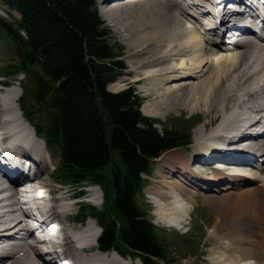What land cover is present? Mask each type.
I'll use <instances>...</instances> for the list:
<instances>
[{
    "label": "bare ground",
    "instance_id": "6f19581e",
    "mask_svg": "<svg viewBox=\"0 0 264 264\" xmlns=\"http://www.w3.org/2000/svg\"><path fill=\"white\" fill-rule=\"evenodd\" d=\"M198 1L204 0H190L186 3L185 0L183 3L177 0H100L99 4L104 20L110 22L112 26L121 23L125 36L128 35L125 38L133 39L134 52L131 62L134 67L131 70L134 75L142 76V79L136 78V80H150L155 87L154 91L144 96L161 95L167 89L166 83L184 80L188 84L186 89L189 92L186 103L182 101L186 91L181 90L178 93L177 89L176 94L170 93L169 96L160 98V102L155 101L157 108L159 110L169 109L172 106L180 108L182 103L183 107L188 108V111L192 113L201 111L211 115L210 120L204 122L194 132V140L190 145L191 152L183 154L184 157L192 154L190 161L187 160L178 168L172 167L166 173H161V166L164 167L167 162H160L163 164L158 166L156 171V177L160 179L153 180L155 186L152 184L151 191L147 193L158 197L163 202L156 211L155 222L161 221L166 226L181 227L189 217V205L197 191L191 185L195 186L199 181L203 182V186L200 184L196 186L202 190L228 191L225 193L227 195L212 199L213 205H216L219 211L226 212L231 207L232 204L228 203L227 208L228 204L224 201L235 191L237 201L230 209L229 219L222 225H216L208 233L207 242L216 249V252L209 250L204 259L208 264H210L208 258L215 264H241L246 261L264 264V174L261 172L264 169V42H238L234 46L240 48V51H236L238 53L235 55H229L231 60L228 61L227 57L219 58L212 65L209 64L204 52L199 56L186 58L185 54L188 52L193 54L200 51L203 41L206 45H210V42L200 36L199 31L193 30L189 34L186 29L188 28L187 13L193 10V7H198ZM105 3H107L106 6H110H104ZM234 11L231 9L226 17L230 13H235ZM213 32L215 33L214 29ZM214 41L218 44L217 39L213 40V43ZM229 49L227 46L221 47L224 52ZM206 52L210 56L216 54L212 48ZM175 58L182 61L169 64V61H174ZM205 71L208 72L206 76ZM14 92L16 96L13 102L18 110L17 115L12 112L11 103L6 96L0 95V146L9 145L8 142L12 141L13 147L20 153L34 152L40 159L43 171L42 174L34 173L15 179L14 183L17 184L13 185L12 182H5L6 175L0 171V194H4L5 201L10 202L8 204L12 206L15 203V185L27 184L29 192L44 209L50 225V235L60 240L61 245L65 246V252L56 253L45 262L38 253L32 256V248L23 239L16 243L9 242L13 238L3 237L2 233L7 232L6 235H9V231L18 225L15 224L17 218L13 214H8L10 210H2L5 203H2L0 198V243H2L0 264L5 261H10V264H15L17 261H22L21 264H58L59 262L61 264H98L99 262L121 264L109 253H104L106 259L98 257V253L94 251L96 247L91 244V237L77 230L78 227L73 225L75 223L70 225L69 222L75 220L73 217L68 219L72 205L59 200L64 202L78 192L74 188L64 191L62 184L56 185L52 183V180L48 182L45 179L52 174L53 168L48 162L50 158L45 155L46 146L42 140H38L40 149H33V145L24 140L18 132L16 120H22V124L26 120L18 100L21 93L16 89ZM141 110L146 116H154L153 110L149 108L145 107ZM249 113L254 115L255 120L244 128H240L239 124L248 118ZM33 135L37 137L35 133ZM177 153H170L164 160L169 159L167 161L171 163L170 160L178 156L179 153ZM245 155L259 157L254 159L256 164L252 163L256 166V170L249 169L247 166L228 164L230 168L236 170L229 172L225 170L227 167L221 169L223 165L219 163L208 173L209 176L198 177L195 169L190 168L191 162H202V160L207 162L210 157L240 162L247 160ZM225 181L227 184L221 186V183ZM58 189L62 192L52 199L51 193ZM24 192L26 191H22ZM43 193H48L49 196ZM171 193L178 194L176 201ZM203 196L207 199L215 195L203 194ZM181 203L184 205L182 206ZM225 208H227L226 211ZM249 213L252 215V221L248 227V223L244 222L243 218H248ZM225 218V215L217 217L220 221H224ZM54 220L63 226L60 230L53 227ZM76 243H79L80 247H75ZM19 245L25 246L19 248ZM203 251L205 250L201 253ZM190 263L189 259L185 262V264ZM192 263L195 264V259H192Z\"/></svg>",
    "mask_w": 264,
    "mask_h": 264
},
{
    "label": "trees",
    "instance_id": "16d2710c",
    "mask_svg": "<svg viewBox=\"0 0 264 264\" xmlns=\"http://www.w3.org/2000/svg\"><path fill=\"white\" fill-rule=\"evenodd\" d=\"M19 20L0 16V37L15 50L19 70L34 79L43 111L47 143L60 150V166L75 183L107 184L106 208L97 213L100 246L122 245L150 258H164L165 247L136 203L150 160L185 145L188 132L165 129L143 116L131 89L106 91L122 75V48L109 43L94 0H0ZM112 39V38H111ZM9 71V70H8ZM104 173H107L104 176ZM111 210L110 215L108 211ZM118 222L120 225H118Z\"/></svg>",
    "mask_w": 264,
    "mask_h": 264
},
{
    "label": "rangeland",
    "instance_id": "374dc122",
    "mask_svg": "<svg viewBox=\"0 0 264 264\" xmlns=\"http://www.w3.org/2000/svg\"><path fill=\"white\" fill-rule=\"evenodd\" d=\"M98 1H96V7L98 10V14L101 18V20H103V26L110 32V38L109 39V43H111L112 45H119L123 48V62L125 64V70L123 75L117 79L115 82L111 83L110 85L107 86L108 90L111 92H119L123 89H127L129 86H131L133 89V92L136 93L138 95L139 98L142 99V105L140 107V111L142 113V108H149L151 110H153L154 116H150L151 118L157 119L160 122V125L158 126L159 130H164V128L166 127H170L173 130H175L176 132L182 133L184 132V130H186L187 128H191L189 133L191 135L190 139L188 141L191 140V144L193 143V136H194V132L196 131V129L200 126L203 125L204 122H207L208 120H210L211 115L209 114H205L204 112L202 113L201 111L192 113L190 111H188V108L183 107L182 103L180 104L181 107L180 108H174V106H172L169 109H158L157 108V104L160 98H165V96H169L170 93H174L176 94V90L178 89V93L181 90H185L186 93L182 96V101L186 103V96L189 93L188 90L186 89V87L188 86V84L186 82H184V80L181 81H172V82H168L165 84V87H167V89L160 95H152V96H144L145 94L154 91L155 87L153 86L152 81H147V80H136V78L142 79V76H136V74L134 75V73L132 72V68L133 63L131 62L133 60V39H126L125 37H128V35L125 36V32H123V29L121 27V23L119 25H114L112 26L110 24V22L104 20V17L101 15V7L98 4ZM112 3H116V2H112ZM110 3V4H112ZM107 3L104 4V6H106ZM106 7H109L108 5ZM0 15H6L7 18H9L10 16L13 18H18L17 13L15 12H8L6 11V9L2 6H0ZM178 15V14H177ZM188 33L191 34L193 32V30H188V28H186ZM112 38V39H111ZM206 49V50H205ZM203 48L202 43H201V49L200 51L194 52L192 53H187L185 54V57H193L194 55L199 56L201 54H203V52L207 55V58L209 60V64H214V62H216L219 58L222 59L223 57H227V60H231V58H229V55H235L237 54L236 51H234L233 53H226L224 54L223 52H218V49L215 48V52L216 54L210 56L207 54L206 51L207 48ZM136 50V49H135ZM220 53V54H219ZM198 54V55H197ZM13 58V51L10 48H7V46L3 45V42L0 40V66H4V64H9L10 60ZM182 60H178V58H175L174 61H169V64H173L175 62H180ZM206 69V67H205ZM131 72V73H130ZM143 72V71H142ZM204 74V73H203ZM202 74V75H203ZM208 75V72L205 71V76ZM135 78V80H134ZM14 81L12 82V84H14L16 86V90H18V92H21V88L22 86H25V94H24V100L25 103L30 107L35 109V103L32 99V95L34 94V89L32 90L31 87V81L34 79L33 78H23L21 75H16L13 77ZM178 79V78H176ZM198 78H196L197 80ZM133 81H141L138 85H135L133 83ZM189 81H192L189 79ZM174 89V91H173ZM171 90V91H169ZM169 91V92H167ZM173 94V95H174ZM152 99V100H150ZM19 100V99H18ZM156 101V103H154ZM18 102V101H17ZM177 109V110H176ZM15 111L17 112V109H15ZM145 115V114H144ZM32 118L34 119V121H39L41 123H43V115L42 112H38L35 111L32 113ZM190 125V126H189ZM214 127V125L212 126ZM210 127V128H212ZM163 128V129H162ZM209 128V129H210ZM208 129V128H207ZM190 144V145H191ZM190 145L184 148H175L172 149L168 152H166L163 156H161L160 158L156 159L153 162V170L150 174V176H147V183H146V187L145 188H149L144 191H142V194L140 196V198H138V201L144 205L148 210V218L151 221V223L157 228V233L158 236H162L165 239V241L168 243L169 247H170V251L172 252V255L170 256V258H172L173 260H175L174 264H185V262L189 259L191 261L190 264L192 263V258H196L195 263L196 264H207V262L204 260V254L205 257L206 255L209 253V250H212L214 252H216L215 248H212L207 240H208V233L209 231L215 227L218 224H223L226 220L229 219L231 212L230 209L233 206V204L237 201V197L236 194L237 192H232L231 196H229L226 201L227 204H232L231 207L226 211V209L229 207V204L227 205V208H225L226 212L223 211H219L216 207V205H213L212 203V199L213 198H218L224 195H227L225 193H227L228 191H224V190H220L218 192H208L205 190H202L201 188L197 187V184H200L201 186H203V183L199 181V183H197L195 186L191 185V187L196 188L197 191L196 193L193 195L194 200L191 201V205H189V217L185 220V227L176 230V229H172L171 227H175V226H167L164 229V226L161 224H155L154 221L156 219V217L154 216V214L152 213L153 210V206L152 204L148 201L147 198V193H149L151 191V186H155V184L153 183V180H159L156 177V171L158 170V166L160 167V162H167L165 164L164 167L161 166V173H166L168 171L171 170L172 167H180L183 166L185 164V162L188 160L190 161L192 159V154L184 157L183 154L186 153H190L191 152V148ZM185 150L186 152L184 153L181 150ZM179 154H178V153ZM183 152V153H180ZM173 154V153H177L178 156H175L173 159H171V163L166 159L164 160V158H166L169 154ZM53 159L56 162L57 161V157L55 155V153H53ZM197 155V154H194ZM171 158V157H170ZM160 160V161H159ZM213 162H209V164H204L200 161H195V162H191V169H195V172L198 174V177H204V176H208L207 174L212 171L213 169ZM264 168V166H263ZM207 169V170H206ZM255 169V168H254ZM209 170V171H208ZM264 174V169L261 171ZM107 173H104V176H106ZM54 177V176H53ZM51 177V175H49V177H45V179H47V181L49 182L50 180H52L53 184L57 185V182H55L56 180ZM61 181V180H59ZM63 182V180H62ZM153 184V185H152ZM226 184V182L222 183L221 186H224ZM68 188H73L72 186H67L66 189ZM260 189V188H259ZM59 192V189L55 192L51 193V197L52 199L57 196V193ZM231 192V191H230ZM241 192V190H240ZM239 192V193H240ZM199 193V194H198ZM46 196H49L48 193H43ZM100 194V192H99ZM203 194H212L215 195L212 198H207L205 199ZM71 198V197H70ZM178 199V197H174V201H176ZM84 201H88V200H84ZM179 201V200H178ZM10 203V202H8ZM182 204V203H181ZM184 204H182L183 206ZM9 206H11V204H9ZM101 204H98L96 206V208H100ZM225 215L226 218L224 221H220L219 219H217L218 216H223ZM9 217V215H7ZM73 216L69 215L68 219H71ZM74 219V217H73ZM220 222H219V221ZM244 222L248 223V227L252 221V215L249 213V217L243 218ZM70 225L72 222H69ZM157 223H162L161 221H157ZM183 225V224H182ZM171 228V229H170ZM176 228V227H175ZM180 228V227H177ZM184 230H186V232L182 233ZM249 231L251 232L250 228ZM260 237V236H259ZM211 241V240H209ZM262 242V240H261ZM21 248L22 246L25 245H19ZM204 247H208L207 250L203 248ZM215 247V246H214ZM30 248V247H29ZM200 248H203L202 250L204 253L203 254H199L196 257V254ZM201 250V252H202ZM32 251H34L32 249ZM111 254V252H110ZM217 255V253H216ZM189 256L191 258H189ZM183 257L187 258V259H183ZM194 260V259H193ZM138 260H133L130 261L131 264H138L139 262H137ZM210 264H215L213 263V261L209 260ZM6 263L8 262V264H10V261H5ZM5 262H2L1 264H5ZM22 261H17L15 264H21ZM107 262V261H105ZM126 262H129V260H126ZM206 262V263H205ZM98 264H101V262H99ZM109 264V263H108ZM156 264H160V263H156Z\"/></svg>",
    "mask_w": 264,
    "mask_h": 264
},
{
    "label": "water",
    "instance_id": "95a60500",
    "mask_svg": "<svg viewBox=\"0 0 264 264\" xmlns=\"http://www.w3.org/2000/svg\"><path fill=\"white\" fill-rule=\"evenodd\" d=\"M36 130H37V131H40V129L38 128V126L36 127Z\"/></svg>",
    "mask_w": 264,
    "mask_h": 264
}]
</instances>
